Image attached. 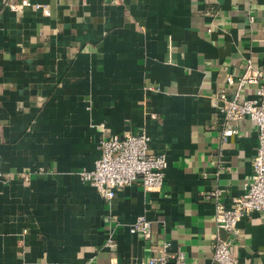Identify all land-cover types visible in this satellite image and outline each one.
Listing matches in <instances>:
<instances>
[{
    "label": "crops",
    "instance_id": "crops-1",
    "mask_svg": "<svg viewBox=\"0 0 264 264\" xmlns=\"http://www.w3.org/2000/svg\"><path fill=\"white\" fill-rule=\"evenodd\" d=\"M0 0V264H138L166 245L210 264L217 239L237 264H264V211L215 228L249 177L242 118L221 142L210 98L247 61L264 84V0ZM143 130L165 156L161 186L105 199L80 182L98 141ZM142 215L149 236L130 235Z\"/></svg>",
    "mask_w": 264,
    "mask_h": 264
},
{
    "label": "built area",
    "instance_id": "built-area-1",
    "mask_svg": "<svg viewBox=\"0 0 264 264\" xmlns=\"http://www.w3.org/2000/svg\"><path fill=\"white\" fill-rule=\"evenodd\" d=\"M28 6L30 5L25 0L7 5L13 12ZM258 78L259 72L253 70L250 61H247L239 77L225 78L226 86L233 87L230 98L224 92L210 98V104L222 120L221 142L236 133L231 125L242 118H247L253 124L257 140L250 162V174L242 185L243 193L232 198L228 207L217 200L222 194L220 189L205 195V198L214 201L215 228L225 233L233 231L241 220L249 218L252 213L264 211V84L258 85L252 97L240 96L243 88L258 84ZM148 143L149 137L143 130L125 133L119 138H102L98 141L99 154L92 169L78 172L77 177L107 200L114 197L117 189L134 183H138L143 190L157 189L161 186L166 161L161 152L148 154ZM127 232L147 239L148 221L142 215L137 216L128 226ZM138 264H184V255L179 251H169L163 245L154 255ZM210 264H237L225 241L216 240Z\"/></svg>",
    "mask_w": 264,
    "mask_h": 264
}]
</instances>
